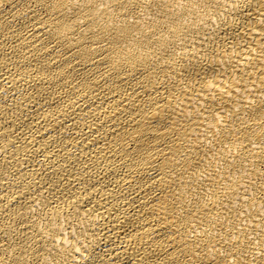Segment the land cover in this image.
<instances>
[{
    "label": "bare ground",
    "instance_id": "1",
    "mask_svg": "<svg viewBox=\"0 0 264 264\" xmlns=\"http://www.w3.org/2000/svg\"><path fill=\"white\" fill-rule=\"evenodd\" d=\"M0 264H264V0H0Z\"/></svg>",
    "mask_w": 264,
    "mask_h": 264
}]
</instances>
